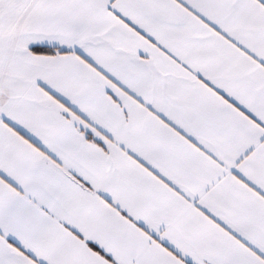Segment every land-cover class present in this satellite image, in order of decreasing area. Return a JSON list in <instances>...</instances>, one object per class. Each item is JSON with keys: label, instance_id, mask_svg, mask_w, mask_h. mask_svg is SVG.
<instances>
[{"label": "snow or ice", "instance_id": "obj_1", "mask_svg": "<svg viewBox=\"0 0 264 264\" xmlns=\"http://www.w3.org/2000/svg\"><path fill=\"white\" fill-rule=\"evenodd\" d=\"M0 264H264V0H0Z\"/></svg>", "mask_w": 264, "mask_h": 264}]
</instances>
